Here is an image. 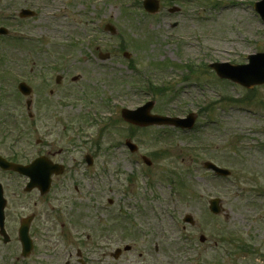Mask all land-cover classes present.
Here are the masks:
<instances>
[{"label":"rangeland","instance_id":"374dc122","mask_svg":"<svg viewBox=\"0 0 264 264\" xmlns=\"http://www.w3.org/2000/svg\"><path fill=\"white\" fill-rule=\"evenodd\" d=\"M142 1L0 0L2 9L13 3L11 11L23 6L39 11L25 22H11L12 30L29 34L32 44L1 37L0 57L12 63L45 56L55 63L66 57L65 80L60 87L53 84L56 95L45 116L69 117L76 129L83 125L79 135L74 133L75 145L84 147L77 157L86 151L98 157L94 171L105 179L94 198H79L74 210L87 225L89 206L92 226L100 222L103 231L115 226L113 217L120 218L119 242L110 237L111 247L103 251L135 243L127 253L133 260L122 264H147L145 258L149 264H264V85L248 90L217 77L209 66L245 63L249 54L264 51V22L252 5L258 0H159L156 14L146 13ZM171 7L180 11L169 13ZM108 23L116 33L105 29ZM98 51L111 55L102 60ZM144 80L167 86L169 94L142 88ZM148 100L156 101L153 113L185 117L195 112L196 127L188 132L168 126L141 129L122 119L121 110ZM35 126H26L34 129L27 134L22 128H0L1 152L22 161L32 158L37 138L48 134L50 124L38 125L37 133ZM59 128L62 124L49 132L48 142L59 139ZM25 136L32 146L23 154ZM127 139L138 144L135 153L120 144ZM204 161L230 169L232 176L217 177L205 170ZM213 197L222 199L220 215L210 213ZM102 203L109 210H102ZM186 215L195 224L185 223ZM128 219L137 227L124 238L118 223ZM203 234L207 240L201 243Z\"/></svg>","mask_w":264,"mask_h":264},{"label":"flooded vegetation","instance_id":"af4514ba","mask_svg":"<svg viewBox=\"0 0 264 264\" xmlns=\"http://www.w3.org/2000/svg\"><path fill=\"white\" fill-rule=\"evenodd\" d=\"M13 6L14 4L10 3L4 7L5 9L0 8V29L7 28L9 33L13 28L11 24L13 20L25 22L24 20L37 17L39 12L29 6L11 11ZM26 10L35 13L31 15ZM12 32L15 35L14 40L20 43L28 40L30 36L27 33L23 36L18 31ZM7 34H1L0 38L7 37ZM100 53L101 51H98L97 54L100 56ZM64 59L65 57L58 58L55 63L48 62L47 60H50L48 56L43 59L38 57L14 59L13 63L4 58L0 60V128H22L21 133L27 134L32 133L34 129L31 127L26 130V126L36 125L34 128L37 133L41 129L38 125L48 122L50 124L47 127L48 134L43 138H37L35 142L37 149L33 150L32 158L22 161L19 155L7 156L0 150V155L4 158L24 165L32 163L38 157L42 159L39 167L30 169L36 173L33 177L0 167V197L3 196L5 204L3 224H0V264H122L133 260L127 257V253L132 250L135 243L124 242L122 249L117 246L114 251L109 250L107 253L103 251L111 247L110 237L114 238L115 244L119 242L116 234L119 217L111 219L115 222V229L113 227L103 231L100 222L92 226L93 213L89 206H86V211L90 213L87 216V225H82L79 212L74 210L75 205L78 206L79 198L84 196L94 198L96 192L98 193V183H102L105 178L95 172L98 163L95 153L86 151L80 155L81 159L77 157L78 149L84 147L75 145L74 133L79 135L83 125L78 130L70 126L69 117H52L53 121H50L52 118L45 116L50 106L48 103L56 95V89L52 88L53 84L57 88L65 80ZM38 61H44L45 64ZM9 64L14 66L9 67ZM48 71L51 73L50 78ZM38 73L42 79H39ZM40 81L43 85H36ZM19 83L32 88L30 96L23 94ZM68 95L69 90L66 91L65 97ZM29 98H32L30 105ZM61 124L59 139L48 142L49 132L52 129L55 131ZM29 140L24 137L23 154L32 146ZM83 143H88L87 137ZM108 203L112 205L114 200L110 199ZM101 207L104 211L109 210L107 204L102 203ZM128 220L126 223H118L124 238L134 235L131 229L137 227L134 221ZM103 232L106 241L102 238ZM93 251H96V256ZM115 251L121 253L115 256ZM142 255L140 253L139 256ZM145 262L149 264L146 258Z\"/></svg>","mask_w":264,"mask_h":264},{"label":"water","instance_id":"95a60500","mask_svg":"<svg viewBox=\"0 0 264 264\" xmlns=\"http://www.w3.org/2000/svg\"><path fill=\"white\" fill-rule=\"evenodd\" d=\"M144 5L148 12H157L159 10V4L157 0H146L144 2ZM256 10L260 11V13L264 17V0L259 2L256 5ZM107 28H110L112 32H116L115 28L108 25ZM2 29L0 30V32ZM211 66L216 70V73L223 78L231 79L237 83L242 84L243 86H246L247 88L254 87L255 85H260L264 83V52H259L255 55L249 56V64L248 65H231L228 62L227 63H214L211 64ZM29 91V90H28ZM154 103H148L147 105L138 108L137 110L129 111L127 109H124V117L127 121L131 123H137L140 126H146V125H155V124H161V125H172V126H180L183 128H191L193 127L194 123L196 122V115L195 114H189L187 118H173L169 116H160V115H152L150 110L153 107ZM133 149H135L133 146H131ZM147 163H149L148 160H146ZM36 163V162H35ZM0 166L7 170V169H14V170H21L24 171V169L27 167H24L19 164L11 163L4 158L0 156ZM206 168H212L216 173L228 175L229 171L225 170L223 168L217 167L212 162H205ZM30 171V170H28ZM26 172V171H24ZM32 174H35V172ZM221 200L218 198L212 199L210 201V209L216 214H219L221 212ZM4 199L3 196L0 197V224H3V211H4ZM190 223H194L193 217L187 216L186 219ZM202 241L206 238L201 237ZM29 251V250H28Z\"/></svg>","mask_w":264,"mask_h":264}]
</instances>
